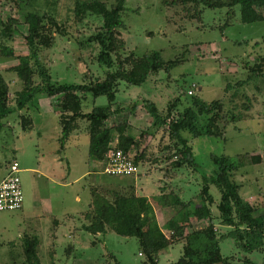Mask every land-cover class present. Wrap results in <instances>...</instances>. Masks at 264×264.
Segmentation results:
<instances>
[{
	"label": "rangeland",
	"instance_id": "374dc122",
	"mask_svg": "<svg viewBox=\"0 0 264 264\" xmlns=\"http://www.w3.org/2000/svg\"><path fill=\"white\" fill-rule=\"evenodd\" d=\"M76 1L0 0V31L14 20L12 35H0V49L2 44L14 51L7 56L0 50V73L10 88V105H16L17 92L24 86L13 67L21 56L30 53L26 35L27 16L32 11L55 15L67 32L65 35L60 30L57 32L49 17L44 18L46 31L53 34L54 41L49 47L40 44L39 53L55 84L90 83L105 77L107 67L98 62L99 45L81 44L102 26L103 19L96 14H86L80 19L75 14ZM105 1L108 6L114 3V0ZM232 13L235 18L231 17ZM122 19L125 27L121 28V33L126 45L120 52L121 57L131 52L143 56L158 51L169 64L173 62L169 71L150 75L143 85L121 81L116 101L111 105L112 114L103 123L112 129V143L117 144V126L126 121L127 133L139 142L136 151L145 158L138 164L135 175L105 173V162L89 156L90 134L87 122L81 119L78 121L80 129L72 131L64 149L58 152L62 144L58 98L44 91L37 94L28 108L32 128L23 129L22 117L17 111L4 119L0 132V181L8 175L11 163L17 160L24 192V210L0 211V264H29L24 251L25 238L34 235L38 237L40 264H144L146 257L141 253L138 237L120 235L111 228L98 234L82 228L86 211L97 195L113 200L114 190L130 193L131 183L135 184L137 194H147L157 205L159 221L168 236H172V230L166 227L169 220L187 224L186 232L208 226L210 218L203 216L206 205L227 260L217 264H264V245L246 252L228 236L234 227L220 219L218 186L209 183L211 200L202 194L203 177L214 174L216 168L212 155L242 157L233 179L240 183L241 195L253 204L257 214L264 212V65L262 74L250 72V67L264 58V20L243 22L239 6L211 8L195 1L180 0H170V3L126 0ZM34 83L42 85L37 73ZM180 96L183 103L179 101L173 115L182 111L184 104H191L194 96L206 102L222 101V107L217 110L218 131L200 137L184 132L193 146L197 167L173 165L179 158L174 156L177 149L170 138L169 127L154 122L146 107V102L153 101L166 115L169 104ZM108 105L106 95L94 98L88 93L83 101L85 112L94 106ZM54 156L63 157L64 170L72 172L67 186L44 178L37 179V183V174L30 171L43 162V157L52 159ZM258 156L260 160L255 161L253 158ZM90 170L96 173L80 176ZM92 185H98L97 192H91ZM170 191L189 201L188 209L180 204L165 205L161 197L167 194L165 201L171 200ZM48 203L64 209L52 216ZM27 228L37 232L26 233ZM184 239L160 252L162 264L174 263L182 256Z\"/></svg>",
	"mask_w": 264,
	"mask_h": 264
},
{
	"label": "trees",
	"instance_id": "16d2710c",
	"mask_svg": "<svg viewBox=\"0 0 264 264\" xmlns=\"http://www.w3.org/2000/svg\"><path fill=\"white\" fill-rule=\"evenodd\" d=\"M177 0H171L174 2ZM184 3L195 1L205 4L211 8L240 7V19L250 23L264 20V0H180ZM126 0H114L111 6L105 0H77L75 14L80 19L86 14H96L103 19L102 26L88 37L82 45L97 43L99 45L98 62L107 67L103 79H94L90 83L80 84H55L52 76L40 59V44L49 47L53 44L54 36L49 34L47 27L43 24L44 18H48L52 25L56 26L57 32L61 28L55 15L38 12H29L27 16L28 33L27 43L30 53L20 57V62L13 67L24 86L17 92L16 105L9 103V85L0 73V132L4 127V119L14 112H19L22 119L21 124L24 130H30L33 126V119L28 113L29 105L40 92H46L50 97L58 98L60 105L61 145L64 146L72 131L80 129L79 119L85 120L90 134L89 156L97 161L105 160V153L113 141V132L110 127L103 126L112 114L111 105L117 98V89L121 81L129 85H143L150 75L163 70L169 71L168 61L163 59L160 52L143 56L130 54L121 57V50L125 49V40L122 38L121 28L125 27L122 19V12L125 10ZM170 3V0H165ZM231 17H236L232 13ZM14 20L9 21V25L0 31L1 36L12 35V25ZM62 29V30H61ZM1 53L10 56L14 54L12 48L1 44ZM264 58L255 66L250 67L253 74H262ZM38 74L42 78V85L34 83V76ZM90 93L94 98L106 95L109 100L108 106H94L91 111L85 112L83 101ZM191 104H184L183 110L173 115L179 101L183 103L181 96L169 104L166 115H163L157 104L153 101L146 102V107L154 118V122L160 125H168L170 138L174 140L176 153L179 159L173 162L177 168L186 165H197L195 152L188 137L184 135L187 131L194 137L210 136L218 131L217 120L222 106L221 100L206 102L200 98L193 97ZM136 105V104H135ZM127 122L117 126L118 142L117 146L125 152L131 153L137 164L145 156L136 150L139 142L134 135L127 133ZM180 156V157H179ZM242 157L230 155H212V160L216 165L214 174L203 177L202 194L207 197L210 193L209 183H214L221 191V199L218 204L220 219L224 224L233 226L228 236L233 237L238 246L246 252L260 249L264 245V212L257 214L256 208L251 202L244 199L240 193L241 185L233 179L234 172L239 169ZM255 161L260 157L253 158ZM98 187H93V192ZM130 193L121 190H114V199L110 200L106 196L97 195L93 201L91 209L85 215L86 223L83 229L93 234L106 233L108 229H114L118 234L124 236H136L139 238L141 253L145 255L144 264H162L159 259L160 252L174 245L179 239L185 240L182 256L169 264H217L227 261L221 252L219 237L213 219L210 216V208L203 206V216L210 218L208 226L186 232L187 224H178L169 220L167 229H171L172 236H168L161 228L153 203L146 195L137 194L135 186L130 185ZM97 192V191H96ZM172 193L171 191L169 192ZM161 199L167 204H180L182 208L188 209L189 201H185L180 194L174 191L173 195L167 199ZM210 199V196H209ZM211 200V199H210ZM164 205V206H165ZM195 213H197L195 211ZM189 223V221H186ZM38 237L36 235L25 238V255L29 264H40L37 254ZM249 261V260H248Z\"/></svg>",
	"mask_w": 264,
	"mask_h": 264
},
{
	"label": "built area",
	"instance_id": "2783aa9c",
	"mask_svg": "<svg viewBox=\"0 0 264 264\" xmlns=\"http://www.w3.org/2000/svg\"><path fill=\"white\" fill-rule=\"evenodd\" d=\"M104 172L110 175L132 176L138 171V164L131 153L111 143L105 153ZM19 162L14 160L8 175L0 181V211H15L23 207L24 192L19 176Z\"/></svg>",
	"mask_w": 264,
	"mask_h": 264
},
{
	"label": "crops",
	"instance_id": "0c3cea01",
	"mask_svg": "<svg viewBox=\"0 0 264 264\" xmlns=\"http://www.w3.org/2000/svg\"><path fill=\"white\" fill-rule=\"evenodd\" d=\"M64 147H65V145L64 146L60 145V147L57 149V151L60 152L61 150L64 149ZM43 159L44 160H43L42 163H40V165L33 166V167L30 168L31 169L30 171L33 173V175L34 174H37V176H38V177L35 178L36 181H37V183H39V181L37 179L44 178V180L51 181V182H53L55 184H58L60 186H64V185L67 186L69 183L66 182V181L68 180V177H72V172H68L67 170H64V167H63V164H62L63 157H55L54 156L52 159L49 158V157H43ZM44 161H45V163H44ZM95 173H96V171L95 172H91V170H90V171L83 172L80 176L83 177V176H87V175H93ZM35 179H34V181H35ZM64 182H66V183H64ZM165 183H167V182H165ZM131 184H133L135 186L134 183H131ZM93 187H98V185H92L91 186V192H93ZM143 195H146L149 198V196L147 194H143ZM62 196L63 195H61V197ZM62 198L65 199L64 196ZM149 200H150V198H149ZM153 205H154V209L156 211V215H157L158 222H159V224H160V226H161V228L163 230L162 224L159 221V213L156 210L157 205H155L154 203H153ZM23 206H24V204H23ZM47 206L49 207V209H50L49 213L52 216H54L55 213L60 212L58 210L64 209V207H61V206L55 207V206H53V205H51L49 203L47 204ZM21 209L24 210L23 207ZM90 209H91V207H90ZM90 209H88L87 211H89ZM51 211H53V212H51ZM61 212H63V211H61ZM66 213L64 212V214H66ZM85 223H86V219H85ZM28 231L31 232V233L37 232L33 228H30V229L27 228V229H25L24 232L27 233Z\"/></svg>",
	"mask_w": 264,
	"mask_h": 264
}]
</instances>
